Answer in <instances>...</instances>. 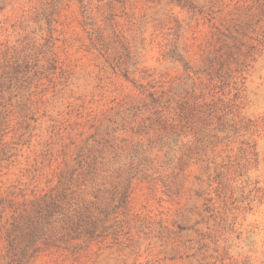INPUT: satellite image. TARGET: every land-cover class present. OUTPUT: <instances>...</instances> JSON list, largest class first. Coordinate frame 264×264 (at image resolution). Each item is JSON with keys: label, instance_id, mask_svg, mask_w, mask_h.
I'll use <instances>...</instances> for the list:
<instances>
[{"label": "rangeland", "instance_id": "obj_1", "mask_svg": "<svg viewBox=\"0 0 264 264\" xmlns=\"http://www.w3.org/2000/svg\"><path fill=\"white\" fill-rule=\"evenodd\" d=\"M0 264H264V0H0Z\"/></svg>", "mask_w": 264, "mask_h": 264}]
</instances>
